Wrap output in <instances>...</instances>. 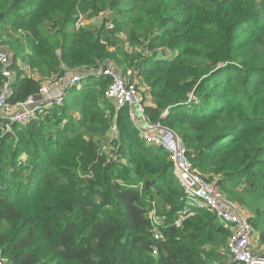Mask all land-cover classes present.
Segmentation results:
<instances>
[{
  "label": "trees",
  "instance_id": "trees-1",
  "mask_svg": "<svg viewBox=\"0 0 264 264\" xmlns=\"http://www.w3.org/2000/svg\"><path fill=\"white\" fill-rule=\"evenodd\" d=\"M79 11L104 14L99 28L69 32ZM20 30L34 55L15 49L28 65L16 73L12 103L67 70L115 65L121 54L111 49L127 42L125 61L151 86L149 121L178 134L194 169L248 211L264 246V0H0V45ZM90 79L63 107L0 134L8 264H223L231 228L200 207L176 224L187 196L168 153L146 145L128 109L112 140L111 80ZM4 81L0 66V90ZM22 154L30 158L19 166Z\"/></svg>",
  "mask_w": 264,
  "mask_h": 264
},
{
  "label": "built area",
  "instance_id": "built-area-1",
  "mask_svg": "<svg viewBox=\"0 0 264 264\" xmlns=\"http://www.w3.org/2000/svg\"><path fill=\"white\" fill-rule=\"evenodd\" d=\"M2 46L0 45V65L5 81L0 90V120L5 122L7 130H11V127L16 124H26L36 120L40 115H47L52 109L62 106L66 91L85 78L78 72L51 78L42 85L38 95L30 96L24 102L11 105L9 101L17 74L12 69L13 62L9 49ZM92 74L111 80L105 98L114 103L116 111L110 133L112 140L119 139V114L123 109H128L129 119L146 145L161 148L168 153L174 175L187 196V205L191 208H207L222 224L231 228L232 236L228 243V251L232 261L237 264H264V252L258 251L254 241V228L249 217L243 215L236 205L227 200L215 182L207 180L194 169L181 138L173 129L161 122L149 121L148 97L145 89L140 87L134 72L132 70L122 72L109 65H104ZM59 89L63 90L60 92ZM57 91L59 92L56 93ZM186 211L177 219L178 226L181 225V218L190 210L186 209ZM149 215L154 226V237L160 240L163 237L162 222L156 210L150 209ZM154 254L156 255L157 252L155 251ZM0 264H8V260L3 257L1 251Z\"/></svg>",
  "mask_w": 264,
  "mask_h": 264
},
{
  "label": "rangeland",
  "instance_id": "rangeland-1",
  "mask_svg": "<svg viewBox=\"0 0 264 264\" xmlns=\"http://www.w3.org/2000/svg\"><path fill=\"white\" fill-rule=\"evenodd\" d=\"M78 13H79V20H78V22L73 23V24L70 25V29L68 30L69 32L72 31V30H74V29L77 30V31L80 30V29H85L88 32L95 31V30H97L99 28L100 23H101V21L103 19V16H104V14H102L101 17H97L96 14L93 11H90V12L89 11L88 12L79 11ZM111 24H113V21L112 20H111ZM26 34L27 33H25L24 30H20V31H18L17 34H13L12 33L13 38H11L9 36H7V37L4 38V40L6 41L5 43L9 47L8 49H9V52H10V54L12 56V62H13L12 69L16 73H17V71H19L21 69L20 68L21 65L23 66L22 70H25L27 72V65H28L27 64V61L26 62H23L24 60L19 61L20 59H18V57H16V55H14L15 54L16 47H19L20 46V50L23 51L24 53H26L27 55H34V52L30 49V42H29L28 38L25 37ZM119 43L122 45V49L121 50H117L115 48H112L111 49V51H116V52L119 51V53L121 54V58L119 59V61H117V63L115 65L113 64L112 65L113 67L111 66V63L110 62L107 63V64H104V65H110L112 68H115V69H117L119 71H122V72L125 71V70H132L134 72V74L137 75L138 70H137V68L135 66H132L133 63H128V62L125 61V54L127 52V49H129L130 53L133 52V49L125 41L119 40ZM7 46H5V47H7ZM2 47H4V45ZM135 51H136L135 53H137V50H135ZM57 53L59 55L61 54L60 49H58ZM137 59L138 58L136 56V60ZM64 68H66V67H64ZM28 71H29V69H28ZM67 72L68 71H66V73ZM66 73L63 72L62 74L56 75L54 78L60 77V75H64ZM71 73H73V72H71ZM37 77L39 79H42V76L40 74ZM137 80H138L139 84L141 83L140 87L141 88H145V94L148 97V101H149L150 100L149 99V97H150V93L149 92L151 91L150 90V87L151 86L146 82V80L142 76L141 77H138L137 76ZM47 81H50V79L45 80L44 82H47ZM89 82H91L90 79H86L85 81L80 82L81 84L78 85L77 88L70 89L69 96L68 97L67 96L65 97V101H64L63 105L66 103V101H68L70 99L71 100H74L77 97L78 92L81 91V89H83V87L85 85H88ZM59 90L61 92L63 89H59ZM58 92L59 91H57L56 93H58ZM9 103L11 105H14L15 104V103H12L11 101H9ZM152 103H153V100H152ZM63 105L60 106V107H63ZM73 109L76 110L74 107H73ZM47 115H40L38 119H42V118L46 117ZM60 120H62V119H60ZM63 123H65V121H63ZM22 125H25V124H22ZM12 128H13V126L11 127V130H12ZM11 130H7L6 127H5V122L2 121V120H0V134L6 135ZM20 131L21 130H15V133H17L18 135H20L19 134V133H21ZM8 149L10 150L9 153L11 154V149L10 148H8ZM104 149L105 148H103V151H104ZM22 155H21L22 158L19 159L20 161L18 162V165L19 166H21L23 162H26V160L30 158V157H27L24 154H22ZM196 171L200 174V172L198 170H196ZM196 200H198V199H196ZM236 207H237V209L239 211H241L240 210L241 208L239 206H236ZM186 209L188 211L189 210L191 211L192 208H191V206L187 205L186 208H185V210L181 211L179 213V215L182 216L183 213L187 212ZM218 222H219V224H222L220 221H218ZM255 244L258 245V242L255 241ZM258 251L264 252V246L258 247ZM225 252H227L226 247L224 249L219 250L218 254H220V256H222V259H220V261L223 264H233V261L231 259V256L229 254L225 253ZM216 262H218L217 264H220L219 263V260H217Z\"/></svg>",
  "mask_w": 264,
  "mask_h": 264
},
{
  "label": "crops",
  "instance_id": "crops-1",
  "mask_svg": "<svg viewBox=\"0 0 264 264\" xmlns=\"http://www.w3.org/2000/svg\"><path fill=\"white\" fill-rule=\"evenodd\" d=\"M110 66V65H109ZM64 69H66V68H64ZM68 72L67 73H70V70H67ZM97 71V70H96ZM74 73H76V72H74ZM78 73H82V72H78ZM90 77H93V78H99V77H97V76H94V74H89L88 76H86L85 78H84V80L83 81H85L87 78L88 79H90ZM91 80V79H90ZM81 83H79V84H77V85H75L74 87H71V88H69V90L68 91H66V96L68 97L69 96V92H70V89H73V88H77L78 87V85H80ZM145 89V88H144ZM149 105H153V103H152V97L150 96L149 97ZM241 211V213L243 214V215H245V216H249V213H248V211H246V210H244V209H240Z\"/></svg>",
  "mask_w": 264,
  "mask_h": 264
},
{
  "label": "water",
  "instance_id": "water-1",
  "mask_svg": "<svg viewBox=\"0 0 264 264\" xmlns=\"http://www.w3.org/2000/svg\"><path fill=\"white\" fill-rule=\"evenodd\" d=\"M222 67H224V65H221L219 68H222ZM82 74V76H84V77H86V76H88L90 73H81ZM92 74V73H91ZM168 113H169V111H166L164 114H163V118H166L167 117V115H168Z\"/></svg>",
  "mask_w": 264,
  "mask_h": 264
}]
</instances>
